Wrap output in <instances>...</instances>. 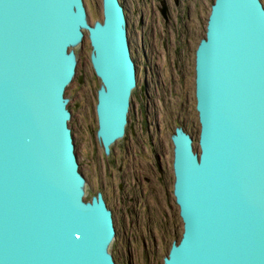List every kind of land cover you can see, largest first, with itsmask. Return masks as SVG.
<instances>
[{
  "label": "water",
  "instance_id": "obj_1",
  "mask_svg": "<svg viewBox=\"0 0 264 264\" xmlns=\"http://www.w3.org/2000/svg\"><path fill=\"white\" fill-rule=\"evenodd\" d=\"M165 10H163V13ZM90 26L82 0H0V264H116L112 212L85 202L65 91L88 34L97 138H123L136 70L118 0ZM199 153L177 128L182 235L163 264H264V7L214 0L195 51Z\"/></svg>",
  "mask_w": 264,
  "mask_h": 264
},
{
  "label": "rangeland",
  "instance_id": "obj_2",
  "mask_svg": "<svg viewBox=\"0 0 264 264\" xmlns=\"http://www.w3.org/2000/svg\"><path fill=\"white\" fill-rule=\"evenodd\" d=\"M82 1L88 24L101 23L102 0ZM118 1L136 70L125 134L109 154L103 152L95 113L101 85L85 30L81 43L71 49L76 69L64 96L68 126L84 178L83 200L90 202L101 193L112 212L115 236L108 252L115 263L163 264L182 235L173 196L172 136L181 128L199 153L195 51L205 36L214 0ZM260 2L264 7V0ZM145 178L150 180L147 185Z\"/></svg>",
  "mask_w": 264,
  "mask_h": 264
},
{
  "label": "flooded vegetation",
  "instance_id": "obj_3",
  "mask_svg": "<svg viewBox=\"0 0 264 264\" xmlns=\"http://www.w3.org/2000/svg\"><path fill=\"white\" fill-rule=\"evenodd\" d=\"M142 181H143L146 185H147V183H150V180L148 181L147 178H145V179L142 180ZM149 190L152 191V192H156V190H155L154 188L152 189V186H151V185H150ZM102 197H103V196H102Z\"/></svg>",
  "mask_w": 264,
  "mask_h": 264
}]
</instances>
